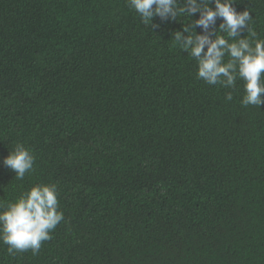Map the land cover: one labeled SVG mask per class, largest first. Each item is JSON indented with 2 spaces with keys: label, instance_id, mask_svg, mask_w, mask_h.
I'll list each match as a JSON object with an SVG mask.
<instances>
[{
  "label": "trees",
  "instance_id": "trees-1",
  "mask_svg": "<svg viewBox=\"0 0 264 264\" xmlns=\"http://www.w3.org/2000/svg\"><path fill=\"white\" fill-rule=\"evenodd\" d=\"M233 6L264 40V0ZM178 19L0 0V206L48 184L63 213L38 254L0 241V264H264V105L198 78ZM17 144L23 179L3 163Z\"/></svg>",
  "mask_w": 264,
  "mask_h": 264
},
{
  "label": "clouds",
  "instance_id": "clouds-1",
  "mask_svg": "<svg viewBox=\"0 0 264 264\" xmlns=\"http://www.w3.org/2000/svg\"><path fill=\"white\" fill-rule=\"evenodd\" d=\"M128 4L145 24L152 25L156 16L163 20L191 17L183 23L182 31H174L172 39L196 60L198 78L225 88L235 87L237 79L243 80L242 105H264V40L253 43L241 36L245 28L256 35L249 27L252 17L247 8L237 11L234 0H214V7L213 0H128ZM196 13L199 18H195ZM218 17L222 22L215 28ZM197 26L202 33L197 32ZM226 98L232 99L231 92ZM34 160L23 144H17L3 163L15 172V178L23 179L33 169ZM0 208V241L8 245L9 254L29 249L38 254L42 242L51 239V230L63 219L55 185H35Z\"/></svg>",
  "mask_w": 264,
  "mask_h": 264
}]
</instances>
